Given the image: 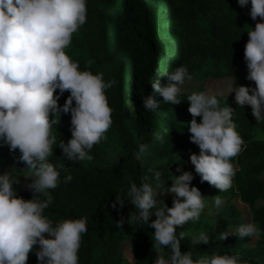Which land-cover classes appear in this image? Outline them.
Masks as SVG:
<instances>
[{"label":"trees","instance_id":"obj_1","mask_svg":"<svg viewBox=\"0 0 264 264\" xmlns=\"http://www.w3.org/2000/svg\"><path fill=\"white\" fill-rule=\"evenodd\" d=\"M249 7L238 6L237 0H87L86 22L73 33L65 51L78 61L81 70L103 73L105 81H118L105 89L112 124L90 150L91 160H68L60 147L53 145L49 160L64 167L57 187L48 190L52 200L43 210L54 223L65 218H86L78 264H153L157 257L152 240L154 228L130 224L129 213L135 209L127 201L119 211L111 205L116 195H123L129 181L139 184L145 174L151 178L149 168L160 171L162 187H169L172 175L189 171L181 154L198 146L189 140L187 130V122L192 119L186 100L190 92H181L177 104H164L152 83H166V74L183 65L195 80L235 78L237 85L255 87L254 81L245 79L244 45L248 26L254 28L256 23L248 15ZM58 91L54 90V95ZM69 94L66 90L58 105ZM143 95H151L155 101L152 111L143 108ZM233 97L234 93L218 96L222 104L226 102L234 109L232 119L244 140L242 151L231 158L236 169L232 186L219 192L196 174L190 182L205 202L207 192L227 198L226 202L213 216L203 210L198 220H190L176 230L185 232L180 250L190 249L193 259L215 251L238 253L249 264H264V121L257 123L250 106L238 107ZM196 119L199 122L200 117ZM69 121L70 113H61L60 122L52 126L57 143L70 139ZM157 134L163 142L155 139ZM139 143L148 145L143 165L133 156ZM19 155L18 149L9 151L7 145L0 144V172L13 169L19 180L14 185L17 195L30 199L32 192L20 180L27 170L18 160ZM68 174L72 179L64 182ZM235 197L249 206L252 222L261 230V235L254 237V246L249 245L253 239L249 237L228 235L219 240L220 233L245 223L242 212L232 202ZM172 198L170 194L162 202L171 207ZM193 230L208 234L209 242L191 245ZM126 240L131 241L133 262L121 253V244ZM33 247L38 249L39 245ZM161 254L167 258L168 249H162ZM26 264H36L34 252L28 253Z\"/></svg>","mask_w":264,"mask_h":264},{"label":"clouds","instance_id":"obj_2","mask_svg":"<svg viewBox=\"0 0 264 264\" xmlns=\"http://www.w3.org/2000/svg\"><path fill=\"white\" fill-rule=\"evenodd\" d=\"M86 3L87 0H0V144L7 145L9 151L19 150L18 160L27 170L24 176L31 177L26 188L33 194L30 199L18 196L14 185L19 180L13 169L0 172V264H26L29 252L35 253L36 264H78L86 218H65L54 223L43 210L52 200L48 190L57 187L64 167L49 160L53 145H58L68 160H91L90 150L112 124L105 89L118 81H105L103 73L81 70L78 61L65 51L73 33L86 22ZM237 4H250L248 15L256 21L254 28L248 26L244 45L245 79L254 81L255 87L236 85L234 78L226 86L227 95L234 93L238 107L249 105L252 117L259 123L264 121V0H237ZM191 79L188 69L181 65L166 74V83L157 80L152 87L162 97V103L177 104L182 86ZM66 90L70 94L58 105ZM220 95L219 91L208 90L187 95V111L192 117L187 122L189 140L199 148V153H190L188 159L201 182L225 192L236 175L231 158L242 151L244 140L232 119L234 109L226 102L222 104ZM142 104L146 111L155 107L151 95H143ZM61 113H70L71 137L67 143H57L52 131ZM155 139L163 142L159 134ZM147 149V144L139 143L133 153L141 165ZM148 173L151 178L145 174L139 184L129 181L126 191L116 195L111 206L119 211L127 201L135 209L129 213L128 222L154 228L152 240L157 257L153 264H249L238 253L213 251L193 259L190 249L182 252L180 242L186 234L177 233L176 228L200 218L206 207L204 197L196 186H190L191 171L172 175L167 188L162 187L160 171L149 168ZM71 179L70 174L63 177L64 182ZM158 189L161 195L172 194L171 207L156 199ZM223 203L220 195L212 198L217 209ZM152 216L155 218L150 220ZM122 220L117 221V227ZM228 235L254 238L261 235V230L255 223L246 222L234 231L220 233L219 240ZM208 242L205 232L190 237L193 246ZM34 245H39L38 249ZM164 248L168 249L167 258L161 254Z\"/></svg>","mask_w":264,"mask_h":264},{"label":"rangeland","instance_id":"obj_3","mask_svg":"<svg viewBox=\"0 0 264 264\" xmlns=\"http://www.w3.org/2000/svg\"><path fill=\"white\" fill-rule=\"evenodd\" d=\"M232 80L231 78H226V79H209V80H195V79H191L190 81H186L185 84L182 86V90L181 92H192V91H201V90H208L210 92H217L219 91L221 93V95H226L227 94V84L229 83V81ZM236 84V82H235ZM237 85V84H236ZM232 94V93H229ZM190 153H199V148H193L191 150H189L188 152H186L185 154H181L185 157L186 159V163L188 165V169L189 171H191L193 174H196L197 176H199V174L195 173L194 171V166L189 162V154ZM233 164V163H232ZM234 168H235V164H233ZM200 177V176H199ZM21 182L25 185L30 182L31 177H23L20 179ZM165 188V187H164ZM157 199L158 201H164L167 196H169L171 193H164L163 195L160 194V190L157 191ZM217 194L214 192H207L206 194V202H205V209H204V213L206 215L209 216H213L214 214H216L220 209L223 208L226 199L225 197H222L224 200L223 206L220 209H217L215 207H213L212 205V198L214 196H216ZM233 204L236 206V208H238L243 215V218L246 222H252V213L251 210L249 208V206H247L246 204H243L240 199L238 197L233 198L232 200ZM236 228L232 227L230 228L228 231H234ZM194 233H198V231L193 230L191 231V234ZM256 242V239L253 238L251 240V242L249 243L250 246H254ZM121 253L124 256L125 259H127L130 262L134 261L133 258V254H132V249H131V241H123L121 244Z\"/></svg>","mask_w":264,"mask_h":264}]
</instances>
